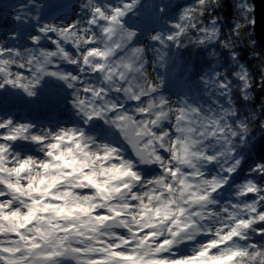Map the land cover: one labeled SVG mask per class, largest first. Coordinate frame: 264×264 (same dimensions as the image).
<instances>
[{
	"label": "clouds",
	"instance_id": "obj_1",
	"mask_svg": "<svg viewBox=\"0 0 264 264\" xmlns=\"http://www.w3.org/2000/svg\"><path fill=\"white\" fill-rule=\"evenodd\" d=\"M258 0H0V264H264Z\"/></svg>",
	"mask_w": 264,
	"mask_h": 264
},
{
	"label": "water",
	"instance_id": "obj_2",
	"mask_svg": "<svg viewBox=\"0 0 264 264\" xmlns=\"http://www.w3.org/2000/svg\"><path fill=\"white\" fill-rule=\"evenodd\" d=\"M257 27L258 30L264 32V0H258Z\"/></svg>",
	"mask_w": 264,
	"mask_h": 264
}]
</instances>
